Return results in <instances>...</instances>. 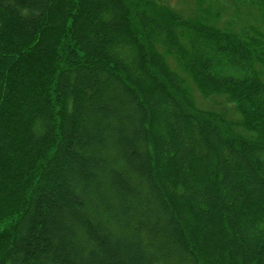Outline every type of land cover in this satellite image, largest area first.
<instances>
[{"label": "trees", "instance_id": "1", "mask_svg": "<svg viewBox=\"0 0 264 264\" xmlns=\"http://www.w3.org/2000/svg\"><path fill=\"white\" fill-rule=\"evenodd\" d=\"M226 3L0 0V264H264V0Z\"/></svg>", "mask_w": 264, "mask_h": 264}, {"label": "rangeland", "instance_id": "2", "mask_svg": "<svg viewBox=\"0 0 264 264\" xmlns=\"http://www.w3.org/2000/svg\"><path fill=\"white\" fill-rule=\"evenodd\" d=\"M166 2L171 7L185 12L187 15H194L197 12L199 17H202L212 25H218L223 23L228 17L227 10L229 5H227L226 0H161ZM243 1L248 0H237L238 4H242ZM185 14V15H186ZM194 97L197 105L200 107H210L211 103L204 101L199 96V93L194 92ZM216 105H214L215 107Z\"/></svg>", "mask_w": 264, "mask_h": 264}]
</instances>
